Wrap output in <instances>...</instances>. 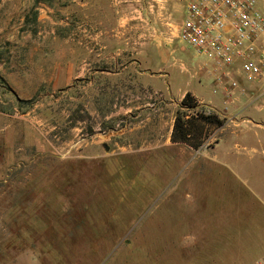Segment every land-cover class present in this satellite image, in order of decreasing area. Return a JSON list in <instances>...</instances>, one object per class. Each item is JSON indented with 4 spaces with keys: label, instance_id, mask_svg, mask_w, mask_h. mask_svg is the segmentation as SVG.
I'll use <instances>...</instances> for the list:
<instances>
[{
    "label": "rangeland",
    "instance_id": "obj_1",
    "mask_svg": "<svg viewBox=\"0 0 264 264\" xmlns=\"http://www.w3.org/2000/svg\"><path fill=\"white\" fill-rule=\"evenodd\" d=\"M186 1L160 2L175 29ZM36 18L33 0H0V264H231L252 238L263 251L264 172L204 162L206 136L198 148L167 136L201 57L179 52L174 96L117 79L114 65L58 79V42L37 34ZM212 81L189 88L209 96Z\"/></svg>",
    "mask_w": 264,
    "mask_h": 264
},
{
    "label": "crops",
    "instance_id": "obj_2",
    "mask_svg": "<svg viewBox=\"0 0 264 264\" xmlns=\"http://www.w3.org/2000/svg\"><path fill=\"white\" fill-rule=\"evenodd\" d=\"M258 1L264 8V0ZM160 2L162 0H33L37 34L48 33L58 42L55 57L50 58L54 63L50 67L51 77L74 79L86 74L109 72L110 68L103 65H114L117 79H129L132 86L139 83L148 92L152 90L174 96L169 81L174 69L184 68L182 62L176 66L175 61L179 52L187 47L177 39V28H173L167 16H163L166 14L165 6ZM47 52L53 56V50L42 49V54ZM198 56L201 64L188 73V86L179 89L174 97L180 103L189 91L198 101L194 109L209 108L224 119L219 127L201 123L204 130L199 140L215 132L209 144L211 149L201 153L204 162L218 161L228 165L227 169L234 175L264 172V149L258 147L259 142H264V74L249 82L240 71H236L239 90H235L228 110L224 111L223 87L212 72L213 61L203 55ZM210 77L213 79L211 95H197V87L189 88L195 83L202 87ZM156 78L164 79L165 89L152 86V79ZM233 109L241 111L240 119L231 118ZM174 119L173 116L167 130L171 141ZM233 119L238 120L237 124H232L235 122ZM246 132L256 147L244 143ZM203 143L204 140L201 145ZM206 166L196 167L200 182L205 170L209 169ZM228 180L233 182L232 178ZM249 203H254L251 198ZM254 243L252 238L249 249L236 251L227 263L251 264L257 260L264 250L253 252ZM245 254L248 257L242 262Z\"/></svg>",
    "mask_w": 264,
    "mask_h": 264
},
{
    "label": "built area",
    "instance_id": "obj_3",
    "mask_svg": "<svg viewBox=\"0 0 264 264\" xmlns=\"http://www.w3.org/2000/svg\"><path fill=\"white\" fill-rule=\"evenodd\" d=\"M177 39L213 61L212 72L223 84L224 111L238 87V71L250 81L264 74V14L258 0H187ZM184 110V119L213 113L209 108ZM214 137L213 131L204 143L209 145ZM251 264H264V255Z\"/></svg>",
    "mask_w": 264,
    "mask_h": 264
},
{
    "label": "trees",
    "instance_id": "obj_4",
    "mask_svg": "<svg viewBox=\"0 0 264 264\" xmlns=\"http://www.w3.org/2000/svg\"><path fill=\"white\" fill-rule=\"evenodd\" d=\"M179 104L182 111L177 110L175 115L172 131L173 142H181L188 144L193 148H198L199 137L202 135V131L204 130L201 123L214 127H219L224 123V119L220 118L215 113L204 114L199 112L196 116L184 119V108H195L197 105L195 98L189 91L184 94Z\"/></svg>",
    "mask_w": 264,
    "mask_h": 264
}]
</instances>
